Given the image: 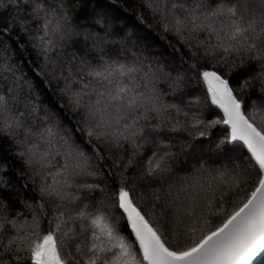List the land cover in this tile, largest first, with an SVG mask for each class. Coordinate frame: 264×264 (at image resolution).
I'll return each mask as SVG.
<instances>
[{
	"label": "snow or ice",
	"instance_id": "snow-or-ice-1",
	"mask_svg": "<svg viewBox=\"0 0 264 264\" xmlns=\"http://www.w3.org/2000/svg\"><path fill=\"white\" fill-rule=\"evenodd\" d=\"M0 264H264V0H0Z\"/></svg>",
	"mask_w": 264,
	"mask_h": 264
},
{
	"label": "trees",
	"instance_id": "trees-1",
	"mask_svg": "<svg viewBox=\"0 0 264 264\" xmlns=\"http://www.w3.org/2000/svg\"><path fill=\"white\" fill-rule=\"evenodd\" d=\"M82 3L88 5V9L90 10L95 4H103V5H113V6H119L120 4L123 3V0H81ZM134 20L128 21L129 24L133 23ZM121 26V25H117ZM211 118V117H209Z\"/></svg>",
	"mask_w": 264,
	"mask_h": 264
}]
</instances>
